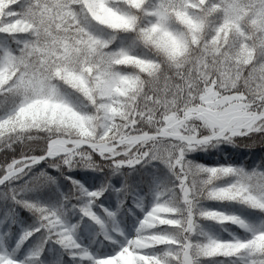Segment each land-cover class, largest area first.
Here are the masks:
<instances>
[{
  "label": "snow or ice",
  "instance_id": "6c2138e0",
  "mask_svg": "<svg viewBox=\"0 0 264 264\" xmlns=\"http://www.w3.org/2000/svg\"><path fill=\"white\" fill-rule=\"evenodd\" d=\"M0 264H264V0H0Z\"/></svg>",
  "mask_w": 264,
  "mask_h": 264
},
{
  "label": "trees",
  "instance_id": "16d2710c",
  "mask_svg": "<svg viewBox=\"0 0 264 264\" xmlns=\"http://www.w3.org/2000/svg\"><path fill=\"white\" fill-rule=\"evenodd\" d=\"M254 151H256V152H259V151H260V149H259V148H257V149H255Z\"/></svg>",
  "mask_w": 264,
  "mask_h": 264
}]
</instances>
